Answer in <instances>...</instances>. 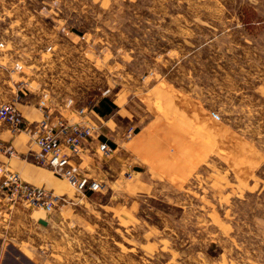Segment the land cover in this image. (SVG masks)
I'll return each mask as SVG.
<instances>
[{
    "label": "rangeland",
    "instance_id": "374dc122",
    "mask_svg": "<svg viewBox=\"0 0 264 264\" xmlns=\"http://www.w3.org/2000/svg\"><path fill=\"white\" fill-rule=\"evenodd\" d=\"M16 93L104 94L118 148L4 264H264V0H0V106Z\"/></svg>",
    "mask_w": 264,
    "mask_h": 264
},
{
    "label": "built area",
    "instance_id": "2783aa9c",
    "mask_svg": "<svg viewBox=\"0 0 264 264\" xmlns=\"http://www.w3.org/2000/svg\"><path fill=\"white\" fill-rule=\"evenodd\" d=\"M14 68L21 69L22 65L16 63ZM103 95L82 102L67 98L59 112L42 101L38 102L36 107L41 112V117L30 122L16 106L24 101L16 93L0 106V123L5 124L12 135L25 131L31 136L36 150L26 156V160L65 179L76 192L85 194L100 191L103 188L101 180L90 176L81 163V154L89 142H96L93 153L103 158L110 157L114 152L108 141L101 137L102 124H97L92 119L97 117L95 107ZM135 134V127L128 126L121 137L122 140L129 141ZM0 152L8 156L17 155L10 144L2 142ZM61 200H64L62 195L24 181L17 171L0 162V225L6 231L13 226L18 209L42 210L46 215H51Z\"/></svg>",
    "mask_w": 264,
    "mask_h": 264
},
{
    "label": "crops",
    "instance_id": "0c3cea01",
    "mask_svg": "<svg viewBox=\"0 0 264 264\" xmlns=\"http://www.w3.org/2000/svg\"><path fill=\"white\" fill-rule=\"evenodd\" d=\"M16 106L23 116L30 122L38 120L41 117V112L36 107V104L30 101L24 100L17 103ZM137 133L138 132H136V134ZM0 142L4 144H10L17 154L14 156H8L0 152V162L3 163L7 168L17 171L24 181L32 185L45 187L54 192L61 193V191L65 188L64 179L55 176L49 169L37 166L25 159L26 156H28L33 150H36V146L34 145L31 136L27 132L21 131L16 135H12L9 133L6 127V129L0 131ZM95 143L96 142H89L85 145L81 154V163L87 171L89 170L88 173L90 175L98 176V173L95 171V163L89 160L92 159L89 155L93 151V148L96 145ZM140 144L143 146L148 144L147 140L144 139V136L140 138ZM117 148L118 147H114V151H116ZM198 153L199 152L194 153V158L198 156ZM34 214L35 212L33 211L29 212L18 209L14 216L13 226L11 227L12 234H8V231H6L3 226L0 225V264H4L2 257L8 255L7 249L9 243H11V240L9 239L10 235L13 240L12 248L16 249L14 248V246L16 247V243H24L22 236L25 234V231L28 227L35 228L36 223H38V225H43L41 221H45L43 218L46 217V214L42 217L35 216Z\"/></svg>",
    "mask_w": 264,
    "mask_h": 264
},
{
    "label": "trees",
    "instance_id": "16d2710c",
    "mask_svg": "<svg viewBox=\"0 0 264 264\" xmlns=\"http://www.w3.org/2000/svg\"><path fill=\"white\" fill-rule=\"evenodd\" d=\"M113 105L109 97H102L98 105L95 107L96 112L104 117L105 115L109 114L112 111Z\"/></svg>",
    "mask_w": 264,
    "mask_h": 264
},
{
    "label": "water",
    "instance_id": "95a60500",
    "mask_svg": "<svg viewBox=\"0 0 264 264\" xmlns=\"http://www.w3.org/2000/svg\"><path fill=\"white\" fill-rule=\"evenodd\" d=\"M41 223H42L43 225H46L47 222H46V221H41Z\"/></svg>",
    "mask_w": 264,
    "mask_h": 264
}]
</instances>
